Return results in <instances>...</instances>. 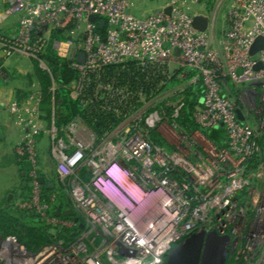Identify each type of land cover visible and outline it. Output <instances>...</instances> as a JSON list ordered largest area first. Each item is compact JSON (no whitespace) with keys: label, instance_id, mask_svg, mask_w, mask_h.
<instances>
[{"label":"built area","instance_id":"1","mask_svg":"<svg viewBox=\"0 0 264 264\" xmlns=\"http://www.w3.org/2000/svg\"><path fill=\"white\" fill-rule=\"evenodd\" d=\"M189 1L167 0L138 15L134 0H4L6 17L19 14L16 32L0 34L5 57L36 60L55 91L44 56L52 48L77 72L71 97L113 118L102 132L80 115L61 125L53 119L44 129L41 88L7 98L3 106L22 128L18 160L31 163L32 195L16 205L35 209L54 229L69 226L42 201L38 142L46 130L51 169L86 226L37 250L7 236L0 264H166L170 250L201 229L229 235L225 264H264V121L256 122L224 87L230 80L264 91V48L251 54L264 37V0H230L220 32V0H195L209 5L207 13H192ZM198 14L210 19L204 31L193 25ZM142 69L149 94L136 74ZM198 81L203 94L194 118L202 128H223L224 142L203 135L205 153L157 144L151 131L168 120L176 126L183 91Z\"/></svg>","mask_w":264,"mask_h":264},{"label":"trees","instance_id":"2","mask_svg":"<svg viewBox=\"0 0 264 264\" xmlns=\"http://www.w3.org/2000/svg\"><path fill=\"white\" fill-rule=\"evenodd\" d=\"M44 56L57 83L56 90L52 91L50 89L52 85L51 76L35 62L37 67L34 65L33 75L41 84L43 94L41 108L44 113V119L48 122L54 119L56 124L61 125L67 123L76 115H80L94 130L98 132L108 130L112 125L108 121L113 118L110 114L102 111L90 110V108H83L77 100L71 97L68 85L76 78L77 72L70 68L65 60L59 58L52 48H48ZM3 71V79L6 78L5 76L9 77L7 71L5 69H3ZM136 74L139 77L142 76V90L149 94L150 88L147 87L146 82L147 72L142 69V73L136 72ZM177 83L178 79H174L171 85H176ZM202 94L203 85L201 81L188 85L183 91L184 105L180 109L177 117L173 120L182 130L188 133L201 130L207 138L213 141V143L221 145L225 139L224 129L202 128L194 118L193 113ZM169 111V114H171L172 111ZM151 136L157 144H163V137L157 129L151 131ZM24 162L25 161H20L19 163L23 166ZM28 170L29 169H26L27 174ZM58 185L59 183L56 182L53 188H49L46 184H42V201L51 202V214L61 220L72 221L74 223L72 226H59L56 228V232L52 233V226L43 219L35 209L20 208L16 205L14 199L0 204V242L9 235H15L29 249L37 250L41 246L60 238L69 240L74 235L84 230L86 224L82 218L81 221L75 222L74 218L71 216L63 214L61 216L56 215V208L59 204H61L63 208H68V204L64 201V195ZM18 190V199H29L31 197L32 186L29 176L27 177V182H24ZM55 191L59 192L57 198L55 201H50V196Z\"/></svg>","mask_w":264,"mask_h":264},{"label":"rangeland","instance_id":"3","mask_svg":"<svg viewBox=\"0 0 264 264\" xmlns=\"http://www.w3.org/2000/svg\"><path fill=\"white\" fill-rule=\"evenodd\" d=\"M166 1L167 0H134L135 5L133 8V12L138 14V15L148 14V13L153 12L154 10L160 8L162 5L165 4ZM214 5H215V2H214L213 7H212L213 9H214ZM189 6H190L192 13H195V12L207 13L209 10L208 4L198 2L195 0H190ZM229 6H230V0H227V1L220 0L219 4L216 7L215 17H216V29L218 32H220L224 26ZM13 18H16V19L19 18V14H15V15L11 16V19H13ZM23 57H26V56H23ZM26 58H28V57H26ZM28 59L31 62L32 70H33L34 65L36 66L35 62H37V61L32 59V58H28ZM22 77L25 78L27 76H26V74H24ZM36 86L41 88V84L39 83V81L37 79L32 84V87L29 89V91H31ZM251 86L252 85H250V84H235L232 81L227 80L224 87H225L226 91L230 92L231 95L234 96V98L237 100L238 105L243 110H247L249 115L251 114V116H253L255 118L256 122H258L259 119L264 121V91L257 90V89L252 90ZM173 97L175 98V95H173L171 98H173ZM248 121H251V120H248ZM167 122H168L167 124L157 125L154 129H157L160 132V134L163 137V143L170 150H176V151H180V152H183V151L188 152L190 147H191V148H195L197 150H200L202 153H205L204 141L202 140L203 135H204L203 131L196 130V131L188 133V132L182 130L180 127H178L177 124H176V126L172 125L171 124L172 122L170 120H168ZM49 124H50V122H48L47 120L44 119V113H43V122L41 123L42 127L44 129H47ZM211 131H213V130H211ZM40 136H44V137L39 139L38 150L39 151L46 150L47 154H45L44 156H40V154H39V161H41L43 163L44 157L47 156V158L50 162V138H49V135L46 132V130L45 131L43 130L41 132ZM204 138L209 140L210 142H213L212 140H210L206 136ZM17 159H18V157H17ZM18 162H20V160H18ZM42 167H43L42 170L46 171L44 166H42ZM48 172L49 173L51 172L52 180H55V183H56L58 181V178H57L54 170L51 169ZM27 175L28 174L26 172V176L24 177V181L22 182V184L24 182H27V177H28ZM15 178H16V176L14 174L12 175V173H10V171H8V170L1 171L0 170V183L3 184L4 182L9 181V179L14 180ZM28 182H29V180H28ZM58 183H59V185H58L59 189L61 190V192L64 195V201L68 204L69 208L73 209V205H72V202H71L69 195L67 193V189L65 188L64 184H62L61 182H58ZM17 192H18V189L17 190L14 189V190L10 191L9 193H7L5 196H6V198L8 196H12L10 200H14L15 196L18 195ZM17 200L18 199L15 198V203L17 202ZM76 216L80 217V221H81L82 217L78 212H76ZM66 221H68L69 226L73 225L72 221H70V220H66ZM84 222H85V220H84ZM51 232L55 233L56 229L52 228ZM9 236H15V235H9Z\"/></svg>","mask_w":264,"mask_h":264},{"label":"crops","instance_id":"4","mask_svg":"<svg viewBox=\"0 0 264 264\" xmlns=\"http://www.w3.org/2000/svg\"><path fill=\"white\" fill-rule=\"evenodd\" d=\"M3 8L4 0H0V34H13L17 30L19 18L11 19V16L6 17L3 14ZM3 69L9 74V77L5 76V79H3ZM33 73L32 65L28 58L20 55H14L8 58L0 50V170H8L12 175L14 174L16 176L14 180L12 178L3 184L0 183V204L11 201L12 196L6 198L5 195L14 189L17 190L20 188L27 172L24 165L22 166L18 162L15 152L16 146L22 137V128L16 123L15 118L3 105L7 98L18 97L19 99H23L27 95L36 80ZM24 74L27 77L23 78L22 76ZM43 137L39 136V139ZM39 154L40 156H44L47 152L46 150L39 151ZM43 165L46 169L45 173H49L51 163L48 161L47 156L44 157ZM18 192V195L15 196L16 199L19 196Z\"/></svg>","mask_w":264,"mask_h":264},{"label":"water","instance_id":"5","mask_svg":"<svg viewBox=\"0 0 264 264\" xmlns=\"http://www.w3.org/2000/svg\"><path fill=\"white\" fill-rule=\"evenodd\" d=\"M170 10V6L165 8L167 12H170ZM89 18L93 21L96 20L93 15ZM209 21L208 16L198 14L194 16L193 25L197 29L204 31L207 29ZM104 23L105 20H101L99 26L102 27ZM262 48H264V37H258L252 45L251 54H256ZM178 52L179 50H177ZM259 67H261L260 63L257 65V68ZM237 112L240 119L245 120L240 108L237 109ZM24 167L25 169H30L31 163L25 161ZM39 181L41 184H46L49 188L55 186L54 181L46 175L40 176ZM62 214L73 217L75 222L80 221L74 209L63 208L59 204L56 208V215L61 216ZM229 241L230 237L227 234H221L217 230L206 231L201 229L174 246L168 254L166 264H225L228 256Z\"/></svg>","mask_w":264,"mask_h":264},{"label":"flooded vegetation","instance_id":"6","mask_svg":"<svg viewBox=\"0 0 264 264\" xmlns=\"http://www.w3.org/2000/svg\"><path fill=\"white\" fill-rule=\"evenodd\" d=\"M43 175H46L47 177H49V178L52 180L51 172H50V173H44ZM52 181H54V183H55V180H52ZM55 184H56V183H55Z\"/></svg>","mask_w":264,"mask_h":264},{"label":"bare ground","instance_id":"7","mask_svg":"<svg viewBox=\"0 0 264 264\" xmlns=\"http://www.w3.org/2000/svg\"><path fill=\"white\" fill-rule=\"evenodd\" d=\"M174 133V132H173Z\"/></svg>","mask_w":264,"mask_h":264}]
</instances>
